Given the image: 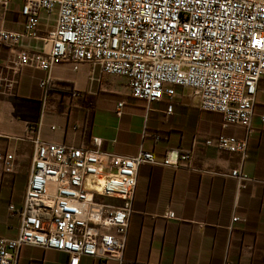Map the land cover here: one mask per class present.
<instances>
[{
    "label": "built area",
    "instance_id": "built-area-1",
    "mask_svg": "<svg viewBox=\"0 0 264 264\" xmlns=\"http://www.w3.org/2000/svg\"><path fill=\"white\" fill-rule=\"evenodd\" d=\"M20 1L23 28H0V43L41 40L40 49H19L14 64L46 73L39 82L44 98L50 71L61 62H86L101 74L123 76L131 97L147 103L170 102L178 87L187 88L200 109L220 113L224 125L246 129L244 137L220 135L206 143L246 155L248 137L256 131L255 93L264 79V0ZM41 12L56 14L45 33L39 29ZM33 143L23 199L19 207L9 206L19 221L17 233L0 236V264H16L22 245L65 252L68 264H79L81 256L100 264L122 257L138 167H179L190 160V153L174 148L159 156L144 149L105 153L98 137L85 147L43 141L36 132ZM11 158L0 153L7 170ZM230 175L238 182L248 179L236 169ZM166 216L175 214L168 210Z\"/></svg>",
    "mask_w": 264,
    "mask_h": 264
},
{
    "label": "crops",
    "instance_id": "crops-1",
    "mask_svg": "<svg viewBox=\"0 0 264 264\" xmlns=\"http://www.w3.org/2000/svg\"><path fill=\"white\" fill-rule=\"evenodd\" d=\"M55 18L41 12L40 31L52 27ZM24 22L20 0L0 4V28L20 31ZM21 40L0 43V153L12 156L10 170L0 160V236L17 233L19 221L9 206L19 207L23 199L36 132L43 141L85 147L98 137L105 153L133 155L144 149L159 156L173 148L190 153L188 165L138 167L122 257L105 264H264V79L254 99L256 131L243 156L206 143L220 135L244 137L246 129L224 125L220 113L200 109L187 88L178 87L170 102L147 103L131 97L123 76L96 77L91 72L97 66L61 62L50 71L44 98L39 82L46 73L14 64L19 49L41 46ZM235 169L248 179L238 182L230 175ZM168 210L174 218L166 216ZM234 216L239 220L233 222ZM16 264H68V255L22 245ZM79 264L100 260L81 256Z\"/></svg>",
    "mask_w": 264,
    "mask_h": 264
},
{
    "label": "rangeland",
    "instance_id": "rangeland-1",
    "mask_svg": "<svg viewBox=\"0 0 264 264\" xmlns=\"http://www.w3.org/2000/svg\"><path fill=\"white\" fill-rule=\"evenodd\" d=\"M21 41L23 42H26V45L27 46H37V48L39 46H41V41L37 40V39H34V38H28V37H24ZM25 46V45H24ZM28 48H33V47H28ZM27 49V48H26ZM39 49V48H38ZM37 50V49H36ZM92 74H94V76L96 77H100L101 74H100V70H97V71H94V72H91ZM104 75V77L107 75V74H102ZM103 77V76H102ZM103 77V78H104Z\"/></svg>",
    "mask_w": 264,
    "mask_h": 264
},
{
    "label": "trees",
    "instance_id": "trees-1",
    "mask_svg": "<svg viewBox=\"0 0 264 264\" xmlns=\"http://www.w3.org/2000/svg\"><path fill=\"white\" fill-rule=\"evenodd\" d=\"M56 90H59L60 92H65V90L61 88H57ZM48 91H49V88H48Z\"/></svg>",
    "mask_w": 264,
    "mask_h": 264
}]
</instances>
